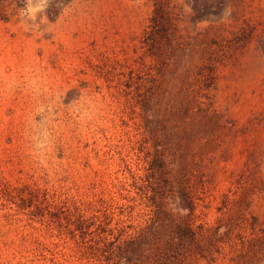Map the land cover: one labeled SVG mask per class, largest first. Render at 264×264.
<instances>
[{
  "label": "rangeland",
  "instance_id": "1",
  "mask_svg": "<svg viewBox=\"0 0 264 264\" xmlns=\"http://www.w3.org/2000/svg\"><path fill=\"white\" fill-rule=\"evenodd\" d=\"M187 2L52 0L37 25L0 21V264H101L75 222L145 226L153 160L195 226L233 225L186 264H264L232 249L264 228V0ZM159 3L177 25L162 43L146 40Z\"/></svg>",
  "mask_w": 264,
  "mask_h": 264
},
{
  "label": "trees",
  "instance_id": "2",
  "mask_svg": "<svg viewBox=\"0 0 264 264\" xmlns=\"http://www.w3.org/2000/svg\"><path fill=\"white\" fill-rule=\"evenodd\" d=\"M23 7L24 0H0V21H9L10 15ZM174 21L175 18L167 11L166 5L159 3L151 18L146 40H158L162 43L168 38H173L177 29ZM213 71L214 67L212 73ZM208 79L212 80V77L209 76ZM146 111L149 110L146 108ZM157 162H150L146 176L139 178L141 184L137 186L151 211L145 226L133 227L124 223L117 228H110L104 226L105 223L97 217H92L91 225H97L96 230L92 231L89 219L84 216L77 218L72 235L76 238V232H79L86 256L97 259L101 264H186L189 257L198 256L214 261L215 253H220L218 249L215 253L212 250L214 242L232 243V224L227 225L226 231L222 233V225L215 229L208 224L195 226L196 204L185 186H178L176 192L182 198L184 207L189 209L188 215L176 219L167 210L166 198L174 196L176 192L168 180L156 181V175L160 172ZM98 221L99 224L95 223ZM131 229H134V232L130 233ZM252 229L256 238L246 240L241 236V249L236 248L239 247L236 244V247L232 246L234 252L243 253L251 244L249 249L255 257L264 255V228L257 229L256 224H253ZM239 257L243 259L245 255Z\"/></svg>",
  "mask_w": 264,
  "mask_h": 264
},
{
  "label": "clouds",
  "instance_id": "3",
  "mask_svg": "<svg viewBox=\"0 0 264 264\" xmlns=\"http://www.w3.org/2000/svg\"><path fill=\"white\" fill-rule=\"evenodd\" d=\"M194 0H188L185 4V8L189 14L192 13V3ZM52 5V0H24V7L20 10V16L22 17V24L27 27L29 22L32 25H37L38 18L40 13L46 12L48 7ZM231 18V6L225 5L222 9L219 20L221 22H226ZM167 210L171 212L172 215L186 216L189 213V209L184 207L183 200L180 197L179 193L176 192L174 196H169L166 198ZM225 229L221 228V233Z\"/></svg>",
  "mask_w": 264,
  "mask_h": 264
}]
</instances>
